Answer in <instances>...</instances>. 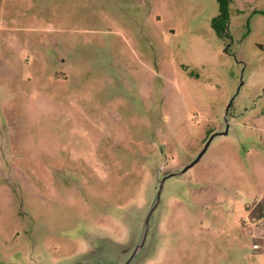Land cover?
Returning a JSON list of instances; mask_svg holds the SVG:
<instances>
[{
  "label": "rangeland",
  "instance_id": "1",
  "mask_svg": "<svg viewBox=\"0 0 264 264\" xmlns=\"http://www.w3.org/2000/svg\"><path fill=\"white\" fill-rule=\"evenodd\" d=\"M225 7L0 0V264H264V0Z\"/></svg>",
  "mask_w": 264,
  "mask_h": 264
},
{
  "label": "trees",
  "instance_id": "2",
  "mask_svg": "<svg viewBox=\"0 0 264 264\" xmlns=\"http://www.w3.org/2000/svg\"><path fill=\"white\" fill-rule=\"evenodd\" d=\"M219 4V14L214 17L211 21L213 28L215 29L217 34H222L225 31V28L222 27V22L226 20V0H217ZM260 49L264 53V45L259 46Z\"/></svg>",
  "mask_w": 264,
  "mask_h": 264
},
{
  "label": "water",
  "instance_id": "3",
  "mask_svg": "<svg viewBox=\"0 0 264 264\" xmlns=\"http://www.w3.org/2000/svg\"><path fill=\"white\" fill-rule=\"evenodd\" d=\"M227 130H224V131H215L213 132L212 134H210L208 136V138L206 139L201 151L198 153V155L196 156V158L194 160H192L191 162H189L187 165H185L181 170H180V173H183L187 168H189L190 166H192L193 164H195L200 158L201 156L204 154V152L206 151L210 141L212 140V138L215 136V135H218V134H225ZM171 175H175V174H167L165 176L168 177V176H171Z\"/></svg>",
  "mask_w": 264,
  "mask_h": 264
}]
</instances>
